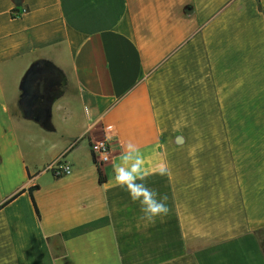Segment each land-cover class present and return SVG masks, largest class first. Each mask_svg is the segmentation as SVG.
I'll use <instances>...</instances> for the list:
<instances>
[{
    "label": "crops",
    "instance_id": "0c3cea01",
    "mask_svg": "<svg viewBox=\"0 0 264 264\" xmlns=\"http://www.w3.org/2000/svg\"><path fill=\"white\" fill-rule=\"evenodd\" d=\"M128 142L155 223L109 183ZM0 264H264V0H0Z\"/></svg>",
    "mask_w": 264,
    "mask_h": 264
},
{
    "label": "clouds",
    "instance_id": "9594fccd",
    "mask_svg": "<svg viewBox=\"0 0 264 264\" xmlns=\"http://www.w3.org/2000/svg\"><path fill=\"white\" fill-rule=\"evenodd\" d=\"M89 109L85 107L86 114ZM123 156L120 164L113 166L114 176L109 181L116 187L124 189L133 203L140 206V219L146 223H155L157 218L168 215L167 195H160L156 190L149 188L145 181L150 173L145 171L143 157L139 148L132 142L122 143ZM155 174L170 175L169 166L161 162L155 166Z\"/></svg>",
    "mask_w": 264,
    "mask_h": 264
},
{
    "label": "built area",
    "instance_id": "2783aa9c",
    "mask_svg": "<svg viewBox=\"0 0 264 264\" xmlns=\"http://www.w3.org/2000/svg\"><path fill=\"white\" fill-rule=\"evenodd\" d=\"M115 137V131L112 128H107L105 129V138L91 145L95 163L99 168H102L111 161V142ZM48 170L53 172L56 177L68 176L72 173L71 167L61 161L51 164Z\"/></svg>",
    "mask_w": 264,
    "mask_h": 264
},
{
    "label": "rangeland",
    "instance_id": "374dc122",
    "mask_svg": "<svg viewBox=\"0 0 264 264\" xmlns=\"http://www.w3.org/2000/svg\"><path fill=\"white\" fill-rule=\"evenodd\" d=\"M247 99H252V98H247ZM226 101H228L230 103V105L226 109V113H229V111H231V110L232 111L241 110L242 113L244 112L246 99L239 100L240 101L239 104H236L235 100L234 101L233 100H226ZM242 113H240V120H241V114ZM243 120H244V118L241 120V122H240L241 124H244L245 121L243 122ZM32 128H34V129H28V132L30 131L29 132L30 135H33V134H39V135L40 134H45V132L44 131H40V129L38 127L32 126ZM24 148L27 149V151L29 150V147L24 146Z\"/></svg>",
    "mask_w": 264,
    "mask_h": 264
},
{
    "label": "water",
    "instance_id": "95a60500",
    "mask_svg": "<svg viewBox=\"0 0 264 264\" xmlns=\"http://www.w3.org/2000/svg\"><path fill=\"white\" fill-rule=\"evenodd\" d=\"M34 72H35V69L31 70L30 73L28 74V76L30 77V76L34 75ZM51 76H52L51 77L52 81H54L55 80V76L54 75H51ZM33 95H34V93H33ZM23 103H25V102H23ZM31 103H33V102H31ZM25 104H27V102ZM43 110H45V108H43ZM49 118H50V116H48V115H41V116L37 117V119H39V121L44 123L43 125H45L47 127V129L51 130L52 128H50V126L48 125Z\"/></svg>",
    "mask_w": 264,
    "mask_h": 264
},
{
    "label": "trees",
    "instance_id": "16d2710c",
    "mask_svg": "<svg viewBox=\"0 0 264 264\" xmlns=\"http://www.w3.org/2000/svg\"><path fill=\"white\" fill-rule=\"evenodd\" d=\"M101 182H102V173H101V178H100ZM32 194V193H31ZM17 196V195H16ZM16 196H14L12 199H14ZM10 199V200H12Z\"/></svg>",
    "mask_w": 264,
    "mask_h": 264
}]
</instances>
